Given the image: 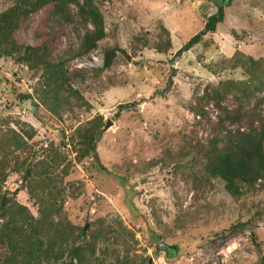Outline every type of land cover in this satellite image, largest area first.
Masks as SVG:
<instances>
[{"label":"rangeland","instance_id":"374dc122","mask_svg":"<svg viewBox=\"0 0 264 264\" xmlns=\"http://www.w3.org/2000/svg\"><path fill=\"white\" fill-rule=\"evenodd\" d=\"M15 1L0 0V12ZM94 1L105 36L87 52L77 54L85 24L74 4L70 20L49 27L51 58L62 61L66 84L83 103L63 98L50 114L38 102L41 69L0 57V150L7 162L0 192L36 216L29 196L47 189L24 170L41 160L57 218L82 238L94 232L106 264L124 253L147 264H264V185L257 181L234 197L204 173L202 156L220 129L244 127L264 110V0H227L214 31L180 54L215 12L214 0ZM44 16L41 10L21 20L17 42L32 43ZM114 48L102 66L104 51ZM246 56L255 60L254 78ZM238 80L247 82L246 92L228 84ZM88 121L98 128L80 158L84 145L74 131ZM11 130L24 139L21 150H13ZM6 253L0 243V260Z\"/></svg>","mask_w":264,"mask_h":264},{"label":"trees","instance_id":"16d2710c","mask_svg":"<svg viewBox=\"0 0 264 264\" xmlns=\"http://www.w3.org/2000/svg\"><path fill=\"white\" fill-rule=\"evenodd\" d=\"M214 2L215 12L206 17L202 28L191 35L177 49L176 54L187 50L205 33L214 31L216 24L222 20L223 5L227 0ZM70 4L76 6V14L85 24L77 51V54H82L93 48L96 42L105 36L103 18L94 0H16L0 12V57L15 56L16 61L23 62L33 69H41L38 102L45 106L50 114H57L55 106L63 98L69 99L74 96L81 103L84 102L78 92L66 84L62 61H54L51 58L50 37L54 28L49 30V27L51 23L59 25L60 22L70 20ZM41 10H45V16L42 28L33 33V42H17L14 35L21 20ZM115 50L119 49L104 51L102 66L110 65ZM245 59L246 69L251 78H254L251 63L255 60L250 56H246ZM246 83L240 80L228 82L233 87L244 86L242 92H246ZM123 105L121 106L126 107ZM224 112L230 121L237 120V116L230 110L224 108ZM253 118L244 127L220 129V133L213 136L208 147L202 150L204 173L208 177L222 180L224 190L234 197L243 194L246 188L252 187L257 181L264 185V110L262 113L255 111ZM253 120H256V123ZM97 128L91 121L87 127L75 129L77 143L84 145L78 152L80 158L87 155L89 141L93 140ZM11 132L13 150H21L26 145L24 139L15 131ZM26 138H30V135ZM72 141L70 138L69 142L73 143ZM6 164L0 150V182L4 180L3 166ZM44 166L45 162L37 160L24 170V176L34 178L36 182L38 180V185L40 182L43 191L47 189L40 197L29 196L35 198L38 205L36 216L30 214L24 205L0 192V243H4L7 249L0 264H106L103 259L105 251L98 248L97 235L94 232L89 234V238H82L65 217L57 218L51 187L47 188L39 175L47 172ZM15 208L17 210L14 212ZM109 264L147 262L139 254L124 253L116 254Z\"/></svg>","mask_w":264,"mask_h":264},{"label":"water","instance_id":"95a60500","mask_svg":"<svg viewBox=\"0 0 264 264\" xmlns=\"http://www.w3.org/2000/svg\"><path fill=\"white\" fill-rule=\"evenodd\" d=\"M109 123H110V121H105L103 127L100 129L99 132H102L104 129H106V127L108 126ZM85 226H86V225L83 226L82 231L85 230ZM157 245H158V247H161V248L165 247V243H164L163 241H159V242L157 243Z\"/></svg>","mask_w":264,"mask_h":264}]
</instances>
